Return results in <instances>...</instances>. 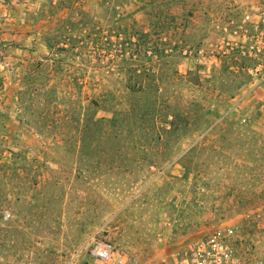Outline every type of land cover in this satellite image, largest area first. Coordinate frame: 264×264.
Here are the masks:
<instances>
[{
  "label": "rangeland",
  "instance_id": "374dc122",
  "mask_svg": "<svg viewBox=\"0 0 264 264\" xmlns=\"http://www.w3.org/2000/svg\"><path fill=\"white\" fill-rule=\"evenodd\" d=\"M262 4L0 0V264L95 233L153 264L229 225L263 258L264 80L240 46Z\"/></svg>",
  "mask_w": 264,
  "mask_h": 264
},
{
  "label": "built area",
  "instance_id": "2783aa9c",
  "mask_svg": "<svg viewBox=\"0 0 264 264\" xmlns=\"http://www.w3.org/2000/svg\"><path fill=\"white\" fill-rule=\"evenodd\" d=\"M242 24H250L251 31L244 28L242 52L255 62L253 74H261L264 80V4L252 7L245 13ZM237 32V31H236ZM232 47L239 42H232ZM9 215V214H7ZM233 226L218 227L213 232L190 243L182 251H173L153 264H264V257L256 263H248L234 245ZM65 264H131L127 253L109 240L101 239L97 233L66 256Z\"/></svg>",
  "mask_w": 264,
  "mask_h": 264
}]
</instances>
